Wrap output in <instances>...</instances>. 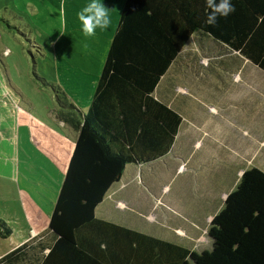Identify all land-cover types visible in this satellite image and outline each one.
I'll use <instances>...</instances> for the list:
<instances>
[{
  "label": "trees",
  "instance_id": "16d2710c",
  "mask_svg": "<svg viewBox=\"0 0 264 264\" xmlns=\"http://www.w3.org/2000/svg\"><path fill=\"white\" fill-rule=\"evenodd\" d=\"M231 2L235 12L210 26L205 22L209 11L205 0H125L88 110L77 113L64 93L59 88L54 90L59 104L57 116L66 121L72 110L68 121L77 130V138L50 215V235L34 236L3 255L0 264H34L43 257L41 264H56L51 257L75 255L71 246L83 229L103 225L121 228L97 219L95 207L110 185L120 179L126 164L155 160L172 144L179 116L158 104L162 109L154 119L142 120L139 98L150 97L159 76L190 35H207L264 71V0ZM114 94L119 100L120 119L111 111L114 105L110 96ZM127 97L131 99L124 107L122 100ZM98 229L106 237L101 253L92 250L95 242L85 243L94 255L111 260L109 264L118 261L120 242L115 241L111 259L107 247L113 245L115 230ZM207 232L213 243L210 250L196 252L140 233L141 253H135L144 262L157 255L155 248L159 254L153 258L155 264H264L262 169L253 166L242 172L222 208L213 215ZM11 234V227L0 219V236Z\"/></svg>",
  "mask_w": 264,
  "mask_h": 264
},
{
  "label": "rangeland",
  "instance_id": "374dc122",
  "mask_svg": "<svg viewBox=\"0 0 264 264\" xmlns=\"http://www.w3.org/2000/svg\"><path fill=\"white\" fill-rule=\"evenodd\" d=\"M89 2L0 0V219L13 232L7 238L0 236V255L10 251L13 243H21L18 242L22 235L20 233L29 231L25 201L29 202L31 198L38 202L50 217L64 176L62 169L47 165L31 149L20 125L14 127L12 100L8 101L7 106L1 100L2 96L7 97L3 85L6 81L21 107H24L26 100L50 107L53 103L51 92L55 94L54 90L59 88L51 86L56 85L53 83L55 76H58L55 68L65 65L68 60L65 56L53 55L52 50L58 55L65 50L81 51L88 43L78 13ZM106 7L113 16L115 11L120 12L122 0H113ZM112 32L111 26L103 31L98 29L96 35L90 38L97 40L94 50L74 57L80 62L82 70L89 72L90 80H96L94 74H97L102 53L107 47L105 38H110ZM58 33L61 36L59 42L56 38ZM54 40L59 50L62 48L63 51L56 50L58 47L53 44ZM197 40L195 47L200 45V39ZM212 41L214 44L211 42V46L207 42L202 43L203 48L199 49L201 53L197 57L207 58L203 63L207 62L209 68L204 74L217 78V84L205 90L204 96L200 95L199 99L190 98L188 101L197 106L199 111L195 120L202 118L208 131L201 137L202 147L198 154L205 155L207 148L211 147L213 135L210 133H215L216 142L219 143L218 148L214 145L213 151L217 152L220 160L225 158V163H221L218 156L205 157L201 165L190 163L185 171H176L187 153L183 151L179 154L174 149L167 153V159L161 162L157 160L149 168V165H145L144 176L149 173V180L144 185L139 183L140 195L152 200L154 195L163 192L161 198L168 202L170 209L157 205V209L150 208L156 219H147L142 215L134 218L137 226L172 238L196 252L212 248V239L205 230L212 216L222 208L226 194L235 188L238 169L248 168L245 156L258 147L260 152L256 160L264 166V71L237 55H225L224 59L230 60L233 65L219 62L217 58L223 53L224 46ZM61 77L66 80L67 73ZM89 88L90 85L85 84L75 88L76 92L70 91V88L68 92L80 98V103L84 104ZM7 134L10 136L9 143L4 140ZM5 150L8 156L4 159L7 155ZM229 156L236 160L235 163L227 162ZM5 161L12 165L11 168L14 166V177L5 174L8 171ZM164 185L167 187L163 188ZM175 228L183 229L188 234L196 232L195 236L198 237L191 239L177 233Z\"/></svg>",
  "mask_w": 264,
  "mask_h": 264
},
{
  "label": "crops",
  "instance_id": "0c3cea01",
  "mask_svg": "<svg viewBox=\"0 0 264 264\" xmlns=\"http://www.w3.org/2000/svg\"><path fill=\"white\" fill-rule=\"evenodd\" d=\"M101 2L104 3L105 6H110L113 0H101ZM124 2L125 0H122V7L120 12L115 11L112 16L113 22L111 27H113V32L110 38H105V42H107V47L102 53V63L96 71L97 74H94L96 80H90V74H88L89 72L85 71L84 69L82 70L80 62L74 59L76 55L81 57L83 53H88V51L94 50L96 46L95 43L97 42L96 39L93 40L90 39L91 37L84 36L85 39H88V43L84 44L85 46H83L81 51H63L61 48L60 50L63 51V54L58 55L55 50H52L53 55L59 57L65 56L66 58H68V60L65 62V65H57V69L55 68V71L56 73H58V76H55L56 78L53 82L56 85L51 86L52 88L56 86L59 87V89L64 93L67 101L73 104V106L79 111L78 112L77 110H75L77 113H85L88 110L90 103L93 99L99 75L107 56L108 48L113 40L117 24L120 20V14L123 9ZM105 34L107 36L106 31ZM56 38L58 39V42L61 40V36L59 33L57 34ZM197 38L200 39V45L197 44V47H195L194 44ZM203 42H207L210 46L211 42L213 43L212 38L207 35L201 33H194L190 35L184 46L178 51L175 57L167 65L163 73L159 76L158 80L156 81L153 87V90L149 94L150 97H147L146 95H141L139 98V100L141 101V109L138 111V113H141L140 117L142 120L154 119V115L162 109L158 104H163L166 105L167 109L173 111L179 116L180 122L177 126L173 142L168 148L167 152L161 157L149 162L126 164L120 179L110 185L102 201L95 207V217L97 219L108 221L112 224L120 226L121 228L103 225L96 226L95 228L83 229L82 232L77 234L76 244L71 246V250L72 252H75V255H62L56 257L54 256L50 258L51 262H57L56 264H109L108 262L111 260L106 259L105 257L102 258L101 256L94 255L95 253L92 251L96 250L101 253V249L105 246L104 241L106 237L101 236V231L98 229L103 227L108 228L109 230H115V233H113L115 234V236H113L112 239L113 245L107 246L110 252V259L115 241L120 242V244H118L117 250L120 259L118 261L112 260L111 264H155V259L153 258L159 255L155 248L153 251L157 255H154L152 257L154 263L151 262L152 259H148L147 261L142 262L139 256H137V254L135 253L136 250H139L140 233L188 248L184 244L175 242V240L172 238L169 239L165 235L155 234L141 228L140 226H137L134 218L136 217L138 219V217L142 215L146 216L147 219H156L155 215L152 213V210L157 205H162L167 210L170 209V205L168 204V202L161 198L163 192H161V194H158L157 196L154 195L151 198L152 200H150L145 195H140L141 187L139 183H141V185H144L143 183H146L149 180V173L144 176V172H146L144 169L145 165H149L147 166V168H149L151 165L156 163L157 160H159L158 162H161L163 161V159H167V153L174 149L178 150L179 154L183 151L187 153L182 158L181 163L179 162L176 171H185V168L190 163H196V165H201V162L205 157L216 158L218 156L217 152L213 151L214 145L216 146V148H218L217 145L219 143L216 142L217 138L215 136V133H210L213 135V138L210 141L211 147L207 148L208 151L205 152V155L198 154V150H200V148L202 147L201 137L208 131L204 128L205 122L202 118L195 120V115L199 110L197 106H194L193 103H190L188 101L190 98L199 99L200 95L204 96L205 90H210L211 88H214L217 84V78L208 77L204 74L208 71L209 68V64L207 62L203 63V60L205 61V59L207 58L197 57V55L200 56L201 52L199 51V49L203 48ZM53 44L58 47V43L55 42V40L53 41ZM218 44L224 46L222 47L224 50H222L223 53L221 55L219 54L220 56L217 58V60L222 63L233 65L230 63V60H225L224 58L225 55L232 57L236 56L237 52L230 51V49L224 44ZM56 50L60 51L59 47ZM72 56L73 58L71 59ZM241 58L243 60H248L243 57ZM194 60H196L197 62H195ZM65 73H67V79L62 80L63 78L61 77V75ZM85 84L90 85V88L87 94L88 96H86L85 98L84 104H81L79 101L80 98H75V96H71L69 92H76L75 88L81 87ZM69 88L71 90L68 92ZM3 90L5 91L4 93L7 94V97H1L3 105L7 106L8 101L12 100V120L14 121V123H16L14 124V127L16 125H20L22 127L25 140L30 145L31 149L35 150L37 152V155L41 156V159L45 163H47V165L56 167L58 170L62 169L63 173L65 174L77 138V130L68 121V119H71L73 116L71 113L72 110H70L68 116L66 115V121H63L57 116V112L59 111V104L55 94H53L52 92V95L50 97L53 100V103L50 107L36 105L34 102L29 100H26L24 107H21L20 105H18L17 96H15V93L6 84V81L3 85ZM210 95H212V92L210 93ZM110 97L111 102H113L114 105V108L111 111L113 112L114 116H119L120 119L121 114L119 112L121 110H119V100H117V96L115 94ZM110 97H108L107 99H109ZM130 99L131 97H127L125 100H122V106L126 107ZM210 109L215 110L213 107H210ZM164 112L165 111L163 109L162 114ZM172 116L173 115L171 114V117ZM78 118L80 117L78 116ZM169 119L170 118L167 119V122L170 121ZM197 130H202V132H195ZM216 134L220 135L218 132H216ZM9 137V134H7V136H4V140L8 143L11 142ZM257 149L258 147L253 148L251 152H249L248 155L245 156V160L248 165L247 167L250 168L255 166L264 171V168H262L264 166H262L256 160V157L260 152ZM5 151V154H7V150ZM194 152H196V154ZM7 156L8 154L4 156V159ZM13 157L15 159L14 155ZM224 159L220 160L219 157L221 163H225ZM230 161L232 163H235L236 160L233 159L232 156H229L227 158V162L229 163ZM257 164L262 167L257 166ZM4 165L7 166L8 169L5 174L14 177V166L13 168H11L12 165L8 164V161H5ZM244 170L245 168L238 169L237 177L235 179L236 184L239 180V176H241ZM166 187V185L163 186V188ZM29 202H24L25 215L27 216V219L29 221V231L26 233H20L22 235L19 238L20 241L18 240V242L21 243H13L11 250L21 245L22 243L30 240L36 235H50V231L48 230V223L50 217L43 212L44 210L42 208V205H40L38 202L32 200L31 198ZM175 230L177 233H181L182 235L194 240H196L198 237L195 236L196 232H190L188 234L180 228H175ZM205 231H208V229H206ZM88 240L95 242V246L92 247V250L85 243ZM47 251L48 249L45 250V253ZM139 253H141L140 250ZM3 255H0V258ZM42 260H35L34 264H41Z\"/></svg>",
  "mask_w": 264,
  "mask_h": 264
},
{
  "label": "clouds",
  "instance_id": "9594fccd",
  "mask_svg": "<svg viewBox=\"0 0 264 264\" xmlns=\"http://www.w3.org/2000/svg\"><path fill=\"white\" fill-rule=\"evenodd\" d=\"M208 14L206 23L215 26L220 18H227L235 12L231 0H205ZM85 36L93 37L97 30H107L112 25V16L109 9L101 0H90L78 13Z\"/></svg>",
  "mask_w": 264,
  "mask_h": 264
}]
</instances>
